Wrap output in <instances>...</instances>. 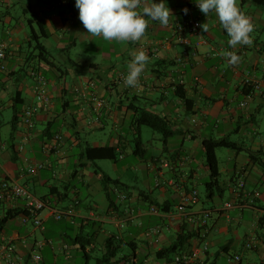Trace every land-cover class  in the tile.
<instances>
[{
  "label": "crops",
  "instance_id": "obj_1",
  "mask_svg": "<svg viewBox=\"0 0 264 264\" xmlns=\"http://www.w3.org/2000/svg\"><path fill=\"white\" fill-rule=\"evenodd\" d=\"M167 3L173 12L170 16L173 28L183 26L189 43L176 41L170 26L150 18L140 41H107L102 36H93L85 32L75 0H0V45L4 44L7 49L6 69L0 70V181L17 180L48 203L39 214L43 228L31 219L24 222L26 214L22 212L0 226V246L3 236L15 246L14 262L0 253V264H77L76 257L81 250L79 244L71 243V236H84L93 231L95 235L87 245L91 254L97 251L103 255L107 237L114 235L120 240L119 253L108 264H177L176 253H171L169 258L157 255L161 248L175 242L185 227L196 230L179 215L181 189L177 184L180 181L186 189L205 185L209 169L201 149L202 139L240 134L244 126L255 124L256 113L264 106V4L237 0L238 7L251 18L254 31L250 45L233 49L228 46V34L214 13L207 17L194 0H167ZM185 8L187 14L183 11ZM190 19L200 23L197 30H192L187 23ZM204 23L207 32L201 27ZM145 48L151 49L150 61L137 85L128 87L124 78L132 58L130 50L144 51ZM185 48L193 55L180 61L178 58ZM226 50L239 55L237 64L228 63L222 55ZM37 68L47 78L52 102L48 109H39L35 126L29 129L21 121L20 112L36 103L33 69ZM95 79L93 89L89 83ZM177 85H181L190 100L189 106L176 92ZM92 91L102 103L92 99ZM134 107L165 116L173 130L167 143H163V153L152 155L149 162L137 165L138 168L147 171L159 167L165 175V167L158 158L172 156L177 160L189 155L191 161L184 166V178L181 172H171L163 186L156 188L146 180L142 189L123 180L124 176L129 179L128 175L135 178L128 164L121 166L122 173L115 177L98 165L100 160L111 159L94 162L86 159L87 145L116 146L119 161L125 159L127 146L133 142L130 137ZM8 109L13 112L11 118L2 120ZM16 109L18 119L14 121ZM107 129V139L103 134L94 133ZM257 134L255 131L249 136L250 147L234 140L249 148L253 158L243 151L230 152V163L225 164L233 163V166L228 167L221 166L217 153L221 192L216 194L215 190L211 197L206 194L213 202L211 207H206L201 198L190 207L196 212L205 209L214 212L213 229L200 239L196 230L184 242L189 248L198 245L207 248L205 264H231L228 257L233 252H242L245 264H257L264 254V191L261 189L264 134L259 138ZM48 147L52 149L48 151ZM40 163L44 167L37 168ZM95 164L112 178L127 184L128 199L116 201V213L108 210L109 200L93 168ZM28 167L34 170L22 176L21 170ZM247 167L246 188L259 189L261 195L255 199L253 208L223 212L224 203L230 199H223L225 188L232 197V177ZM225 173L229 178L223 181L221 176ZM145 193L169 207L170 213L176 216L160 219L152 215ZM23 204V201L0 203V220ZM69 205L74 206V219L54 218L52 211L56 207ZM93 213L99 214L98 217H93ZM114 215L125 220V225H117L111 219ZM91 223L94 226L88 225ZM157 224L162 227L160 240L150 243L146 232ZM254 236L258 239L257 247L245 250L244 243ZM40 241L43 259L37 262L32 255Z\"/></svg>",
  "mask_w": 264,
  "mask_h": 264
},
{
  "label": "built area",
  "instance_id": "obj_2",
  "mask_svg": "<svg viewBox=\"0 0 264 264\" xmlns=\"http://www.w3.org/2000/svg\"><path fill=\"white\" fill-rule=\"evenodd\" d=\"M187 23L191 25L192 30H197L200 26V23L196 20L190 19ZM185 22V25L187 24ZM167 26H170L173 29L172 35L174 39L180 43L187 44L189 43L188 38L186 35L183 34V26L181 28L175 29L173 28V23L169 21V24ZM6 46L4 44L0 45V70L6 69ZM156 48H154V51ZM144 51L146 54H149L151 50L149 48H145ZM192 53H190L187 49H185L180 57L178 58L180 61H183L186 59L191 58ZM198 79V78H197ZM96 83L91 80L89 83V87L95 88ZM33 90L36 97V103L29 104L25 107L23 113L21 114L22 120L24 124L29 128L33 129L35 126V116L39 109H48L51 105V96L48 92V81L47 79L41 75L40 73H35V81ZM91 97L95 102L102 103V100L97 97L94 91L91 92ZM242 106L245 105L243 102L241 104ZM60 136L58 135L57 138ZM47 150H50V147L47 148ZM191 161V157L189 155H184L178 159V162L173 163L171 161H161V165L165 168H170L177 173L181 172L182 176L184 178V166ZM37 168L44 167V164H38L36 166ZM33 167H28L26 170H21V175L23 176L26 171L31 172L33 171ZM157 176L160 177L163 175V173L160 171H157ZM247 171L245 169L239 170L234 175V180L231 182V192H232V200H228L224 203L222 207V211L225 213H229V210L231 209H237L239 211H243L245 209L253 208L255 206V199L258 198L261 193L259 190H247ZM175 182V181H174ZM162 182L159 180L156 181L155 185L157 187L161 186ZM178 188L181 189V197L180 202L178 205V208L180 210L179 215L184 218L183 220H186L191 225L196 227L199 230V239L204 237L207 232H209L211 229H213L212 225V216H213V210L211 209H205L201 212H196L190 209L191 206L197 204L200 200L199 190L197 188H190L186 189L184 185H182L179 181V184H177ZM117 195L120 198L121 201H124L128 198L127 194L117 190ZM23 201L24 206L27 208V210L30 213V217L24 218V222L28 221L30 218L33 219L34 223L43 228L42 220L39 216L40 212L47 208L46 202L40 197L34 194L25 184L18 182L17 180L8 178L3 179L0 181V202H18ZM133 211V210H131ZM149 212L152 215H156L161 218L165 217H175L176 214L170 213V212H163L161 211L157 206H150ZM74 209L73 208H67V209H59L55 208L52 211V214L57 218L60 219L62 217H69L73 218L74 216ZM93 217H98V214L93 213ZM115 221V223L119 226L125 225V220L120 219L118 215H114V217H111ZM162 232V227L160 224L151 226L147 232L146 236L148 237V240L150 243H158L160 240V234ZM3 242L0 246V253H3L6 257V259L9 262H14V253H15V246L14 244L5 236L2 238ZM258 239L254 236L250 240L244 243V249L245 250H253L255 247H257ZM37 247L35 251L33 252V260L40 262L42 260V254L40 252V248L43 246V242H37ZM206 247H202L201 245L186 248L179 250L174 255V260L177 264H205L206 260ZM229 261L231 264H245L243 262V254L242 252H235L229 256ZM257 264H264V254L260 258L259 262Z\"/></svg>",
  "mask_w": 264,
  "mask_h": 264
},
{
  "label": "clouds",
  "instance_id": "obj_3",
  "mask_svg": "<svg viewBox=\"0 0 264 264\" xmlns=\"http://www.w3.org/2000/svg\"><path fill=\"white\" fill-rule=\"evenodd\" d=\"M200 11L207 17L214 13L223 29L228 34L227 44L230 48L238 45H250L254 24L251 18L239 7L237 0H194ZM79 10V19L86 33L102 36L107 41H140L149 24V18L161 25H168L173 14L167 0H75ZM187 14L188 9L185 8ZM207 32L205 23L201 25ZM132 57L127 63V75L124 84L135 87L150 61L143 50H130ZM222 55L230 65L239 62L235 51L226 50Z\"/></svg>",
  "mask_w": 264,
  "mask_h": 264
},
{
  "label": "trees",
  "instance_id": "obj_4",
  "mask_svg": "<svg viewBox=\"0 0 264 264\" xmlns=\"http://www.w3.org/2000/svg\"><path fill=\"white\" fill-rule=\"evenodd\" d=\"M251 1L257 5H263L264 4V0H251ZM182 44H184V43H182ZM185 49H183V51ZM150 53L147 55L149 56ZM183 61H184V58H183ZM33 71H34L33 72L34 78H35V73H40L41 75H43L46 78L45 74L40 70V68L33 69ZM93 81L96 83V79ZM250 90L251 89L247 90V93H249ZM176 92L178 93L179 96H181L184 99L187 106H189L190 100L186 97L184 91L182 90L181 85L176 86ZM16 102H17V100L15 97V103ZM15 107H16V104H15ZM24 109L25 108H23L21 110L20 115L23 113ZM20 117H21V121L23 122L22 116H20ZM17 119H18V109L15 110L14 116H13L14 121H17ZM131 126H132V136H133L132 141L135 144L133 154L138 155V156H144L145 152H146V148L144 147L145 142L143 140V135H142V127L147 126V127H150L152 130H154L155 132L160 133L162 136V141L164 144H166L168 139L173 135V130H172V127L170 125V122L165 116H162L156 112H153V111L145 109V108L134 107L132 109ZM219 147L231 148V149L236 150L237 152L245 150V148L242 145H240L238 142L232 140L229 136H225V137H221V138L204 137L202 139L201 149L203 151V154L205 156V161H206L207 167L209 169V179L205 183L207 197H211L215 190L221 192L220 179H219L220 178V168H219V161H218L217 152H216L217 148H219ZM246 150L248 151L250 156L253 158L254 157L253 152L249 149H246ZM261 153L264 155V146L261 149ZM84 155H85L87 160L93 161V162L96 161L97 159H111V160L115 161L116 163L119 161V158H118L119 152H118L116 146H109V145L89 146V145H87L84 149ZM182 156H184V155H182ZM182 156H180V157H182ZM158 159L160 161L161 160L162 161H171L173 163L178 162V159L176 160L172 156H167L165 158H158ZM150 163L152 164L154 162H150ZM94 166H95L94 168H95L96 174L99 177L100 182L103 185V189H104V192L107 196V199L109 200V209L108 210L114 213L117 209V204H116L117 202L116 201H121L117 195V190L126 193L128 196L127 184L121 182L119 179L112 178L110 175H108L105 171H103L96 164ZM168 169L171 172H175V173L177 172L173 169H170V168H168ZM243 169H245L246 171H249L248 167L243 168ZM155 171H160V168L158 167V169H156ZM163 176L164 175H162V177ZM233 178H234V176L232 177L231 182L234 180ZM6 179H8V178H6ZM165 183L166 182L163 181L161 186H163ZM161 186H159V187H161ZM155 187L158 188L156 185H155ZM193 188H196V187H193ZM144 197H146V199H149V207L154 205V206H157L163 212H170L169 207H166V206H164V204L159 203L156 199L152 198L149 195V193L148 194L145 193ZM41 198L46 202V204L48 206L46 199L43 197H41ZM56 208H59V209L73 208L74 209V206L69 205V206L56 207ZM21 212L26 214V217H30L29 211L27 210V208L23 204L22 208H14V209H11L10 211H8L6 213V215L0 220V226L4 225L9 219H12L13 217H15L16 215H18ZM154 216H156V215H154ZM74 217L75 216H73V218H71V219H74ZM156 217H158V216H156ZM54 218L57 219L55 216H54ZM64 218H69V217L65 216V217H62V218L57 219V220H62ZM158 218L163 219L161 217H158ZM30 219L33 220L32 218H30ZM88 225H91V227L94 226L93 223L88 224ZM185 228L183 230V233L179 234L178 239L175 242H173L170 246H168L166 248H161L157 252L158 257L166 256L169 258L171 253H177L179 250L188 248V245H184V242L187 241L189 235H194V232L196 230L197 231H199V230L197 228H196V230H194V228H192V230L185 229ZM88 235L82 236L80 234L81 237L79 235H78V237L71 236L72 240H70L71 243L79 244L80 250L83 252V256L87 260L85 262V264H89L88 262L92 258L91 257L92 255H91V253H89L87 245L90 244V242L92 241L91 239L94 237L95 232L94 231L90 232ZM119 243H120V240L118 238H116L114 235L107 237L105 240V252L103 253V255L99 259H97L96 264L111 263L112 260H114L119 253V250H120L119 249L120 248ZM40 252H41V248H40ZM233 253H235V252H233ZM233 253H231V254H233ZM231 254L229 256H231ZM42 259H43V256H42ZM118 261H119V259H118Z\"/></svg>",
  "mask_w": 264,
  "mask_h": 264
},
{
  "label": "rangeland",
  "instance_id": "obj_5",
  "mask_svg": "<svg viewBox=\"0 0 264 264\" xmlns=\"http://www.w3.org/2000/svg\"><path fill=\"white\" fill-rule=\"evenodd\" d=\"M1 29H2V27H1ZM1 34L2 33L0 31V35ZM82 48L83 47H81V50H82ZM12 113L13 112L10 109L6 110L5 116L2 120L6 119V121H7L8 119H10L12 116ZM5 128H6V126L4 125L3 129H5ZM255 131L257 133H259L256 136L257 138H259L260 135L264 134V106H263V108H261V111H258L256 113V122L254 125L244 126L243 131L240 132V134L233 133L231 135V138L233 140H239V141L243 142L244 146H246V147H250L251 146V139H249V136L251 134H254ZM94 133L95 134H103L104 137L107 139L108 136H106V134L109 133V129L104 130V131L103 130L102 131L96 130V131H94ZM245 134H246V136H245ZM130 139H133V136H131ZM143 140L145 142L144 147L147 150L146 154L144 156H137V155H134L132 153L131 149H133L135 146L134 142H132L131 146H127V153H125L126 157L124 160H121L118 163H115L112 160H100V161H98V165L116 177L118 175V173H122L121 166H123L124 164H128L129 166L132 167L133 172H131V175H133L135 178L132 179L130 177V175H128L129 179L126 176H124L123 180H125L126 183L134 184L138 188H142V189L144 188L145 189L144 183L146 180H149V183L151 184V186H155V183L157 180H159L160 182L163 183V181H165V179H168L171 176L170 175L171 171L168 168H164L165 175L163 177L162 176L158 177L156 174L157 171H155V170L149 169L147 171L146 170L144 171V170H142V168H138V166L140 164H145V163L149 162L152 155H159V154L163 153L162 152V148H163L162 146L164 144L162 141V136L160 133L155 132L150 127L144 126L143 127ZM246 149L243 150V154L247 155L248 151ZM230 152L235 153L236 150L228 149L226 147H220L217 149V153H218L219 159L221 161V166H228V167L233 166V163H232V165H226L225 164V163H230V161H229ZM164 155H167V154L164 153ZM94 167L95 166H93V168ZM135 168L137 170H135ZM227 178H229V175L226 173L221 176V179L223 181H226ZM198 189H199L200 198L206 202L205 203L206 207L213 206V202L206 198V187H205V185L204 184L199 185ZM261 189L264 191V186L261 187ZM216 194H218L217 190H216ZM223 199L224 200L229 199V201L231 199H233V197H231L227 188H225V193L223 195ZM241 233H242V230H241ZM91 255H92L91 256L92 258L89 260L88 263L89 264H96L97 259H99L101 257V254L96 251V252H92ZM85 262H86V258L83 256V252L81 251L80 254L77 255V257H76V263L77 264H85Z\"/></svg>",
  "mask_w": 264,
  "mask_h": 264
}]
</instances>
